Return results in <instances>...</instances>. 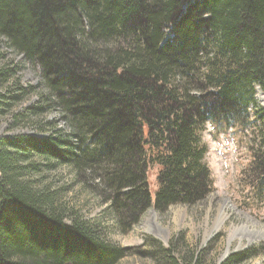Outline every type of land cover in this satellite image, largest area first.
Masks as SVG:
<instances>
[{"label":"trees","instance_id":"trees-1","mask_svg":"<svg viewBox=\"0 0 264 264\" xmlns=\"http://www.w3.org/2000/svg\"><path fill=\"white\" fill-rule=\"evenodd\" d=\"M2 35L39 66L43 86L15 76L10 89L0 71V105L36 94L15 119L57 107L68 131L0 138V264H116L130 250L77 216L67 223L43 168L96 172L127 231L148 206L164 211L212 192L206 123L242 122L256 87L264 94V0H0ZM260 147L250 169L261 176L264 135ZM148 163L158 167L154 196ZM149 240L147 254L168 255L166 264L203 262L194 252L173 257L180 238L167 248Z\"/></svg>","mask_w":264,"mask_h":264},{"label":"rangeland","instance_id":"rangeland-1","mask_svg":"<svg viewBox=\"0 0 264 264\" xmlns=\"http://www.w3.org/2000/svg\"><path fill=\"white\" fill-rule=\"evenodd\" d=\"M0 69L8 74L4 86L10 89L15 76L23 85L43 86L39 66L9 48L3 35L0 36ZM14 72L15 75H11ZM37 101V95L30 94L11 110L0 105V138L68 131L57 107L32 119H15L16 112ZM255 102L256 110L264 107V94L259 87L255 89ZM255 107L249 108L242 122L206 123L201 137L207 148L205 160L214 180L212 192L195 203L172 204L164 211L148 206L138 221L124 232L118 225L114 205L108 201L111 193L96 172L59 165L43 168L42 174L50 187L59 191L68 208L67 223L77 216L96 226L95 234L101 240L130 250L116 264H166L165 260L171 258L168 255L164 259L147 254L148 250L155 249L151 247L150 238L163 248L169 246L172 238H180L181 241L176 240L173 257L194 252L202 256V264H223L230 255L240 252H249V256L239 264H264V175H256L250 169L253 155L261 151L264 135V120L254 112ZM147 172L148 187L154 196L158 167L148 163Z\"/></svg>","mask_w":264,"mask_h":264}]
</instances>
